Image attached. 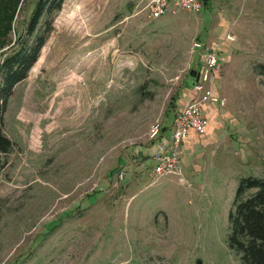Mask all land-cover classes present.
Segmentation results:
<instances>
[{"label":"rangeland","instance_id":"obj_1","mask_svg":"<svg viewBox=\"0 0 264 264\" xmlns=\"http://www.w3.org/2000/svg\"><path fill=\"white\" fill-rule=\"evenodd\" d=\"M36 2L0 0V61ZM145 3L65 0L50 18L5 113L0 264H244L229 213L241 178L264 179V0L156 20ZM198 34L222 48L213 85L226 105L201 155L179 150L183 176L156 180L150 128L183 107Z\"/></svg>","mask_w":264,"mask_h":264},{"label":"trees","instance_id":"obj_2","mask_svg":"<svg viewBox=\"0 0 264 264\" xmlns=\"http://www.w3.org/2000/svg\"><path fill=\"white\" fill-rule=\"evenodd\" d=\"M65 0H37L25 32L20 34L15 47L0 61V166L2 158L14 146L6 135L5 113L15 87L28 77L46 42L51 17L59 11ZM204 3L206 1L204 0ZM49 17V18H48ZM47 18L46 28L37 30ZM37 33V34H36ZM194 73V71L192 72ZM255 189V191H251ZM230 246L240 255L244 264H264V179L243 177L237 188L229 213Z\"/></svg>","mask_w":264,"mask_h":264},{"label":"built area","instance_id":"obj_3","mask_svg":"<svg viewBox=\"0 0 264 264\" xmlns=\"http://www.w3.org/2000/svg\"><path fill=\"white\" fill-rule=\"evenodd\" d=\"M204 8V0H146L144 13L147 19L156 20L170 12L176 14L180 10L198 14ZM233 40L232 34L227 35ZM192 53L198 52L200 65L192 74V96L190 101L175 115L170 136L163 134L164 122L158 119L152 124L149 132L155 149L152 158L155 161L153 174L155 179L174 174L183 176L180 147L189 138L191 132L198 135L208 133L210 117L206 106L213 108L226 105V99L218 93L212 84L216 69L220 64L218 48L206 46L196 38L192 44Z\"/></svg>","mask_w":264,"mask_h":264},{"label":"crops","instance_id":"obj_4","mask_svg":"<svg viewBox=\"0 0 264 264\" xmlns=\"http://www.w3.org/2000/svg\"><path fill=\"white\" fill-rule=\"evenodd\" d=\"M206 1V5H208V3L209 2H211V5H214V3H215V1L216 0H205ZM205 6V5H204ZM200 33V32H199ZM196 37L197 38H199L200 40H201V38H200V34H198V35H196ZM202 41V40H201ZM208 41V38H207V40L205 41V42H203L204 44L206 43ZM224 43H222V45H223ZM214 47H216V46H214ZM224 48V47H223ZM222 49V48H221ZM221 49L220 48H218V54H219V56H220V51H221ZM225 54V53H224ZM221 57V56H220ZM216 76V72H215V74H214V77ZM213 77V80H212V84L213 83H215L216 82V80H215V78ZM214 80H215V82H214ZM191 81H192V78H191ZM193 83L192 82H189V83H187V87H186V92H184L183 93V95H184V97H185V103H184V105H183V107L185 106V105H187V103L190 101V98H191V96H192V93H193V90H192V85ZM214 86V85H213ZM215 88V87H214ZM182 107V108H183ZM181 108V109H182ZM221 107H216V108H213V107H211V106H206V112H207V114H208V116L210 117V124L212 123V121H213V119L216 117V112L220 109ZM180 109V110H181ZM171 129H172V125H171V123L170 124H168V123H164V130H163V134H165V135H168V136H170V134H171ZM198 137H202L201 135H198L197 133H195V132H191V134H190V136H189V138H187L185 141H183V143L181 144V147H180V149L182 150V151H184L185 152V154H186V156L188 157V155L190 154V153H192L193 155H195V156H197V155H201V150H202V147L203 146H206V145H210L211 143L210 142H212V141H214L215 139H208V137H205L206 139H199ZM209 143V144H208ZM154 149H155V144L154 143H152V146L151 147H147V148H145V151L146 152H150V150H151V152H152V154H153V152H154ZM149 150V151H148ZM150 154V153H149ZM191 154V155H192ZM192 155V156H193ZM152 158V157H151ZM190 158V157H189Z\"/></svg>","mask_w":264,"mask_h":264}]
</instances>
